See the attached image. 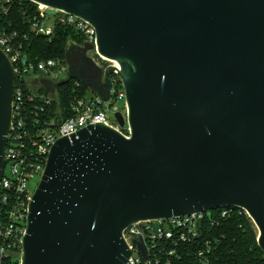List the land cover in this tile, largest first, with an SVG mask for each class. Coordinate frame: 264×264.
<instances>
[{
	"label": "water",
	"instance_id": "1",
	"mask_svg": "<svg viewBox=\"0 0 264 264\" xmlns=\"http://www.w3.org/2000/svg\"><path fill=\"white\" fill-rule=\"evenodd\" d=\"M33 1L96 27L121 64L132 134L96 124L56 141L23 264H125L131 223L228 206L248 210L264 251V0ZM111 70L103 92L70 69L105 99ZM67 81L40 79L46 95ZM14 82L0 49V181Z\"/></svg>",
	"mask_w": 264,
	"mask_h": 264
},
{
	"label": "built area",
	"instance_id": "2",
	"mask_svg": "<svg viewBox=\"0 0 264 264\" xmlns=\"http://www.w3.org/2000/svg\"><path fill=\"white\" fill-rule=\"evenodd\" d=\"M12 0H0V16L6 14ZM37 14L31 19V29L36 34L52 36L60 25L77 30L83 38L80 46L86 48L92 62L102 72L112 67L111 96L98 95L92 85H86L93 93L74 96L68 111L48 115L49 106L58 87L48 95L40 79L56 83L74 78L76 85L84 84L71 73L74 68L81 74V63L70 59H31L26 52L27 35L0 28V49L8 57L15 74L11 121L4 152V170L0 181V264H23L24 240L28 233V215L33 195L27 189V181L45 172L53 145L60 138L79 132L89 125L105 124L125 137L132 134L128 123V104L120 72L121 64L99 52L96 27L81 16L57 10L53 15L49 6L38 3ZM53 18V21L50 19ZM81 76V75H80ZM82 77V76H81ZM123 104H120V102ZM121 112L125 125L121 126L115 114ZM10 165L11 175L6 174ZM231 207H219L169 218L146 219L131 223L123 230V238L132 250L125 264H172L174 258L190 264H216L211 260V249L198 248L208 224L214 225L220 217L227 216ZM241 208L253 220L248 210ZM254 222V221H253ZM195 249V250H194ZM195 260V262H194ZM187 264V262H186Z\"/></svg>",
	"mask_w": 264,
	"mask_h": 264
},
{
	"label": "trees",
	"instance_id": "3",
	"mask_svg": "<svg viewBox=\"0 0 264 264\" xmlns=\"http://www.w3.org/2000/svg\"><path fill=\"white\" fill-rule=\"evenodd\" d=\"M38 7L33 0H12L8 12L0 16V28L27 35L25 47L29 58L65 61L69 48L83 43V38L77 30L67 25L58 26L52 36L36 34L31 29V19L37 14ZM87 92L85 84L77 86L74 78L69 79L58 87L51 104L46 107L48 115L67 112L74 96H85ZM231 209L214 225H207L201 241L196 243L198 248L210 245L211 260L216 264H264V251L258 242L255 223L241 208ZM184 260L174 258L172 264H190L193 257Z\"/></svg>",
	"mask_w": 264,
	"mask_h": 264
},
{
	"label": "flooded vegetation",
	"instance_id": "4",
	"mask_svg": "<svg viewBox=\"0 0 264 264\" xmlns=\"http://www.w3.org/2000/svg\"><path fill=\"white\" fill-rule=\"evenodd\" d=\"M68 54H72L70 56L71 61H73L74 63H81L82 71L80 75L84 78L96 79L100 85V89L105 92L106 86L102 81L104 73L98 66H96L92 62V59L89 56V53L86 48H84L83 46L76 45L75 49L70 48Z\"/></svg>",
	"mask_w": 264,
	"mask_h": 264
},
{
	"label": "rangeland",
	"instance_id": "5",
	"mask_svg": "<svg viewBox=\"0 0 264 264\" xmlns=\"http://www.w3.org/2000/svg\"><path fill=\"white\" fill-rule=\"evenodd\" d=\"M53 20H54L53 18L50 19V21H53ZM78 45L80 46L81 44H78ZM75 47H76V45H72L70 48L71 49H73V48L75 49ZM70 48H69V50H70ZM72 53H73V51H72ZM71 55L72 54H68V59H70ZM86 95H87V99H90L91 96L93 95V93L89 89ZM120 104H123V102L121 101ZM5 171H6V174L11 175V167H10V165H7ZM40 183H41V175H39V174H36L33 178H30L27 181V189H28V192H29L30 195H33L35 193V191H36V189H37V187L39 186Z\"/></svg>",
	"mask_w": 264,
	"mask_h": 264
}]
</instances>
